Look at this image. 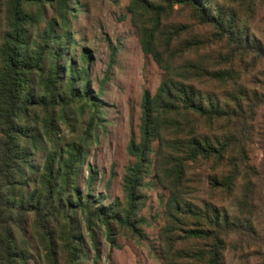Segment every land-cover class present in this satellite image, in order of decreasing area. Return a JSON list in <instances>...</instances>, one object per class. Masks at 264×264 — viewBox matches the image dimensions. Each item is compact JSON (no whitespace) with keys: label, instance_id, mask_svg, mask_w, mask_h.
Segmentation results:
<instances>
[{"label":"trees","instance_id":"16d2710c","mask_svg":"<svg viewBox=\"0 0 264 264\" xmlns=\"http://www.w3.org/2000/svg\"><path fill=\"white\" fill-rule=\"evenodd\" d=\"M46 4L55 9L59 33ZM176 5L189 8L211 33L184 36L181 28L163 25ZM0 6L6 13L0 34V264H28L27 224L45 264H60L56 250L64 264H79L84 254L76 215L87 226L102 223L107 237L114 217L93 203L91 167L85 193L77 184L85 144L66 142L59 133L72 104L89 107L91 122L98 112L87 93V56L79 53V68L72 59L62 62L72 41L71 0H4ZM262 8L264 0H130L127 6L142 53L163 76L152 95L141 97L138 141L128 145L135 162L125 169L126 204L117 218L140 236L130 218L156 142L152 170L168 194L162 264H224L233 236L235 248L245 243L260 256L264 250L252 223L264 207V81L249 87L255 68L264 72V41L253 33ZM211 43L222 50L210 51ZM211 83L220 92H212ZM37 153L41 165L34 163ZM189 165L209 169L205 198L193 188L199 179L189 177Z\"/></svg>","mask_w":264,"mask_h":264},{"label":"rangeland","instance_id":"374dc122","mask_svg":"<svg viewBox=\"0 0 264 264\" xmlns=\"http://www.w3.org/2000/svg\"><path fill=\"white\" fill-rule=\"evenodd\" d=\"M2 1L4 0H0V4ZM129 2L130 0H71L69 35L72 41L62 62L72 59L73 64L79 68V53L83 51L87 56V93L98 112L91 122L92 112L89 107L82 108L72 104L73 110L67 113V122L60 126L59 133L66 142L85 144L77 184L81 192L85 193L84 179L87 167H91L94 174L90 192L93 203H97L94 205L101 206L107 214L114 217L108 219L107 237L102 223L93 221L87 226L84 216L76 215V233L80 237L84 254V259L79 264H162L163 241L160 230L166 222L164 204L168 194L166 188L157 182L152 170L155 165L153 150L156 149V142L152 143L150 172L142 178L135 209L130 218L141 233L140 236L120 224L117 218L121 217L126 204L123 192L125 169L135 162L128 145L131 139L138 141L141 97L144 92L152 95L163 76L151 58L140 49L127 9ZM44 12L46 17L54 20L55 30L59 33L61 30L55 9L46 4ZM257 13L263 21H256L258 29L252 32L264 41V9H257ZM241 17L247 19L246 15ZM5 20L6 13L0 6V34L5 29ZM162 24L181 28L184 36L208 35L212 31L209 27L198 24L189 8L177 5L168 11ZM209 46L210 51L222 50L217 44L211 43ZM61 66L63 72H67L65 64ZM254 72L257 76L249 87L258 89L264 81V72L259 68H255ZM208 87L215 93L221 90L215 83ZM252 148L256 149V145L253 144ZM254 152L258 159V151ZM34 163H42V157L38 153L34 156ZM188 169L190 178L199 179L197 183L200 186L194 185L193 188L205 198L204 178L209 171L208 167L189 165ZM260 192V197H264V190ZM235 194H238L237 188ZM227 202L225 200L224 205ZM229 211L231 214L236 213L234 207ZM241 216L243 219L244 215ZM253 220L254 227L264 238V207H261ZM24 228L30 245L28 264H45L44 254L31 237L28 224ZM237 241L235 236L230 238L224 251V264L264 263V250L260 256L245 243L235 248ZM56 258L60 264L65 263L66 258L61 250H56Z\"/></svg>","mask_w":264,"mask_h":264}]
</instances>
